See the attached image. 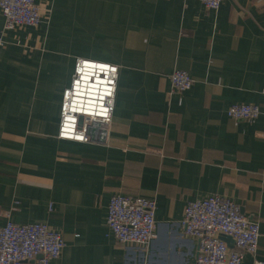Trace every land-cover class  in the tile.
<instances>
[{
	"label": "crops",
	"instance_id": "1",
	"mask_svg": "<svg viewBox=\"0 0 264 264\" xmlns=\"http://www.w3.org/2000/svg\"><path fill=\"white\" fill-rule=\"evenodd\" d=\"M34 1L36 26L4 30L0 11V225L59 232L48 264H193L198 240L179 221L189 201L217 195L260 224L242 264L264 261V0ZM77 58L118 67L111 122L87 142L57 137ZM176 69L193 79L181 94ZM235 103L260 113L231 118ZM117 193L156 203L143 249L106 225Z\"/></svg>",
	"mask_w": 264,
	"mask_h": 264
},
{
	"label": "built area",
	"instance_id": "2",
	"mask_svg": "<svg viewBox=\"0 0 264 264\" xmlns=\"http://www.w3.org/2000/svg\"><path fill=\"white\" fill-rule=\"evenodd\" d=\"M208 10H217L223 0H197ZM4 30L36 26L41 21L34 0H0ZM2 39L0 37V46ZM118 67L115 64L77 58L70 84L63 90L57 137L87 142L88 129H103L112 119ZM171 89L181 94L192 84L183 70L169 74ZM264 93V87H263ZM227 115L237 120L256 118V104H231ZM156 203L139 196L114 194L107 205L106 225L116 240L143 249L156 236ZM187 235L198 240L199 253L193 264H242L244 253L254 255L261 235L260 224L244 216L232 200L217 195L189 201L179 221ZM233 239V247L219 238ZM64 247L61 234L42 222L18 224L7 221L0 225V264H27L40 256L42 264L58 258ZM253 264H264L255 260Z\"/></svg>",
	"mask_w": 264,
	"mask_h": 264
},
{
	"label": "water",
	"instance_id": "3",
	"mask_svg": "<svg viewBox=\"0 0 264 264\" xmlns=\"http://www.w3.org/2000/svg\"><path fill=\"white\" fill-rule=\"evenodd\" d=\"M96 125L90 126L88 129V134H89L90 138H92L93 135L96 134V132L102 131V129H99L98 126H96ZM219 238L224 240L229 247H233V239L230 236L225 235V234H220Z\"/></svg>",
	"mask_w": 264,
	"mask_h": 264
}]
</instances>
